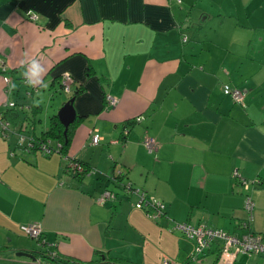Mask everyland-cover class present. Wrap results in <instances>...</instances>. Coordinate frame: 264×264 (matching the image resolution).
I'll return each mask as SVG.
<instances>
[{
	"label": "crops",
	"instance_id": "1",
	"mask_svg": "<svg viewBox=\"0 0 264 264\" xmlns=\"http://www.w3.org/2000/svg\"><path fill=\"white\" fill-rule=\"evenodd\" d=\"M33 59L45 70L35 87L23 76ZM0 60V114L16 110L28 136L49 128L72 95L62 98L61 78H73L81 91L67 152L89 170L72 177L58 154L18 148L19 124L7 136L0 126V264H57L20 251L80 264H264V253L220 262L216 244L191 261L193 242L174 229L187 222L240 236L249 194L248 231L264 247V0H0ZM225 84L243 91L244 107ZM234 172L252 182L249 192ZM119 173L163 202L166 218L116 192ZM105 190L116 200L99 204ZM32 223L41 244L20 231Z\"/></svg>",
	"mask_w": 264,
	"mask_h": 264
},
{
	"label": "built area",
	"instance_id": "2",
	"mask_svg": "<svg viewBox=\"0 0 264 264\" xmlns=\"http://www.w3.org/2000/svg\"><path fill=\"white\" fill-rule=\"evenodd\" d=\"M0 68H4V62L0 60ZM3 81L5 84L9 83L8 77H3ZM73 78L69 74H64L61 78L60 84L61 88L63 89L65 94H71L72 92V86H73ZM222 91L225 95H228L232 97V99L237 102L241 103L243 101L242 93L239 90L230 89L228 86H224L222 88ZM105 101L108 105V107L113 108L117 105L118 101L111 97L106 96ZM10 108L14 107L15 104L10 103L8 104ZM138 121V118H137ZM8 123L1 120L0 117V126L2 129V135L7 136L4 132H6V127ZM101 136L99 133H94L91 138V144L96 145L100 142ZM143 145L146 149V151L149 154L155 153V145L152 139L146 138L143 141ZM57 149L60 147L59 144H56ZM17 147H24L25 151H30L33 147L38 149L39 152H41L43 155H51V153H57L58 151L53 150L50 148L49 144L47 142L42 141H34L33 138L29 137L25 134H20L18 136V143ZM13 154V152H12ZM68 169L71 173L76 175H81L84 172V169L82 166L78 163L72 162V157L70 159ZM234 177L236 180L239 181V183L243 186V188L249 192V189L251 187L250 183L244 178H242L240 175H238L237 172L234 173ZM131 194H136L139 196V206H144L146 209L148 206L153 208L155 210V214L152 216L154 220H156L161 214V212L164 210L165 205L157 200H149L145 198V195L143 192H141L139 189H132L129 186L126 187V191ZM113 194L105 190L100 197H98L97 202L99 204L105 203L107 200H112ZM147 202L150 203L146 204ZM244 210L246 212V218L243 220L240 225L241 227L246 231L241 237H237L234 235H230L222 230L207 228L204 225H188V224H175L174 229L179 231L185 238L193 242L194 249L191 253L190 260L195 261L198 259V257L208 249L210 243L212 242H219L222 245V251L219 254L218 261L223 262V259H228V246H231V250H234V253L236 252L239 254H245V255H251V254H262L264 253V247L261 243V240L259 236L256 234L251 233L248 231L249 225L253 220V213H254V201L251 195L246 194L244 198ZM20 231L28 238L32 240H36L40 244L44 242L43 238V231L39 224H26L20 226ZM54 255V254H53ZM234 256H231L230 258H233ZM164 264H170L168 261H166Z\"/></svg>",
	"mask_w": 264,
	"mask_h": 264
},
{
	"label": "trees",
	"instance_id": "3",
	"mask_svg": "<svg viewBox=\"0 0 264 264\" xmlns=\"http://www.w3.org/2000/svg\"><path fill=\"white\" fill-rule=\"evenodd\" d=\"M224 86H228L230 89H235V90H239L241 93H242V96H243V101L241 102V103H237V102H235L233 99H232V97H230V96H228V95H225L224 93H223V91H222V93L225 95V96H228V97H230L231 99H232V101H233V103L235 104V105H238V106H240V107H244V97H245V94L243 93V91L242 90H240V89H238V88H236V87H232V86H230V85H228V84H225V85H223L222 86V88L224 87ZM81 91V89L80 88H76L74 91L72 90V95L70 96V99L71 98H74L75 99V97L78 95V93ZM69 99V100H70ZM15 107V106H14ZM8 108H10L9 106H8ZM13 108V107H12ZM0 117H1V120L2 121H4V122H6V123H8V125H7V127H6V132H4L6 135H10V133L12 132L13 133V131H12V129H10V124L14 127V128H16V125L17 124H19V128L17 129V133H16V135H17V138H18V136L20 135V134H24L23 133V131H24V129H23V123H21V120H20V117H19V114H18V112L16 111V110H14V109H10V110H8V111H6L3 115H1L0 114ZM29 128H27V129H25V131L26 130H28ZM1 131H2V129H1ZM15 131H16V129H15ZM21 131V132H20ZM26 135V134H25ZM29 137H31V138H33L34 139V141H42V142H47L48 144H49V146H50V148L51 149H53V150H57L58 152L57 153H51V155H54V154H58L62 159H64V163H65V167H64V171H65V173H67L68 175H70V176H72V177H80V176H85V175H87L88 174V172H89V170L88 169H86L84 166H83V164L80 162V161H78V160H72V162H75V163H78V164H80L81 166H82V168L84 169V172H83V174H81V175H76V174H73V173H71L70 172V170L68 169V165H69V162L71 161L70 159H71V157L70 156H68V152H67V150H68V148H69V145H70V138H71V128L69 127L68 128V130H67V133L66 134H64V127L61 125V123H60V121H59V119H58V117L56 116V115H52L51 117H50V119H49V128L45 131V132H43L42 133V135H40V137H34V136H32V135H30ZM17 143H18V140H17ZM56 144H59L60 145V147L57 149V146H56ZM21 149H23V150H25V148L24 147H20ZM27 152H39L38 151V149H36L35 147H33L32 149H30V151H27ZM41 153V152H40ZM42 154V153H41ZM43 155V154H42ZM51 155H43V156H51ZM235 173V172H234ZM234 173L232 174L233 175V178H234V180L235 181H237L236 180V178L234 177ZM118 180H120V181H122V178H123V175L122 174H120V175H118L117 177H116ZM128 186L130 187V188H132V186L130 185V184H128ZM132 189H135V188H132ZM126 191V188H124V192ZM129 194V193H128ZM158 201V200H157ZM161 202V201H160ZM163 203V202H162ZM146 204H149L150 205V203L149 202H147ZM164 204V203H163ZM143 210H144V212L148 215V216H150V218H152V216L155 214V210L153 209V208H151L150 206H148V208L146 209L144 206H142L141 207ZM160 216L155 220V221H158L159 219H161V218H166V214H165V208H164V210L161 212V214H159ZM153 219V218H152ZM175 224H188V225H202V224H191V223H187V222H184V223H175ZM205 227H207V228H211V227H208V226H206V225H204ZM212 229H214V228H212ZM217 230H221V229H217ZM223 231V230H222ZM225 232V231H224ZM226 233H228V232H226ZM244 233H246V231L244 232ZM243 233V234H244ZM229 234V233H228ZM242 234V235H243ZM230 235H233V234H230ZM242 235H240V236H238V235H235L234 234V236H237V237H241ZM216 244V245H215ZM213 245H215V246H217V248H216V250H217V255H216V257H218L219 256V254L221 253V251H222V245H221V243H219V242H212V243H210V245H209V247H208V249H206V251H204V253L205 252H207L208 250H211V248H212V246ZM3 252V250L2 249H0V253H2ZM31 254L33 255V257H34V259H43V258H50L53 262L52 263H61V264H80V263H78V262H76V261H74V260H68V259H60L59 257H57L55 254L53 255H48L47 253H45V252H42V251H39V252H36V251H33V252H31ZM48 258V259H49ZM190 260V259H189ZM192 261V260H191ZM117 263L118 264H133V263H131V262H128V261H125V260H120V259H118L117 260Z\"/></svg>",
	"mask_w": 264,
	"mask_h": 264
},
{
	"label": "water",
	"instance_id": "4",
	"mask_svg": "<svg viewBox=\"0 0 264 264\" xmlns=\"http://www.w3.org/2000/svg\"><path fill=\"white\" fill-rule=\"evenodd\" d=\"M73 102H74V98H71L70 100H68L61 108L60 110L57 112V117L61 123V125L64 127V134L67 133V130L69 128V126L75 121L76 119V112L73 108ZM120 175V173L118 174ZM117 175V176H118ZM117 179V178H116ZM120 186L117 184V186L119 187V189L124 190V188H126L128 186V184L125 183H120ZM111 194H113V199L112 200H116L117 194L115 192L109 191ZM18 257H27L29 259H34L33 255L30 253H27L25 251H20L16 254ZM219 258V256L217 257V259Z\"/></svg>",
	"mask_w": 264,
	"mask_h": 264
},
{
	"label": "clouds",
	"instance_id": "5",
	"mask_svg": "<svg viewBox=\"0 0 264 264\" xmlns=\"http://www.w3.org/2000/svg\"><path fill=\"white\" fill-rule=\"evenodd\" d=\"M22 65L24 62H21ZM44 68L41 64L33 59L27 63V70L23 73V76L27 78V84L35 87L36 84L41 82V78L44 75Z\"/></svg>",
	"mask_w": 264,
	"mask_h": 264
},
{
	"label": "rangeland",
	"instance_id": "6",
	"mask_svg": "<svg viewBox=\"0 0 264 264\" xmlns=\"http://www.w3.org/2000/svg\"><path fill=\"white\" fill-rule=\"evenodd\" d=\"M61 96H62V98L64 97H66V94H61ZM51 110V108H48V107H46V110H44V113L46 114L47 112L46 111H50ZM57 113V112H56ZM40 118H41V116H40ZM43 118V117H42ZM119 188H117V190H116V192H119V190H118ZM34 241V240H33ZM228 257L230 258L231 256H234L233 258H230L231 259V261H234L235 259H236V257L237 256H239L240 254L239 253H237L236 254V252L234 253V250H231V246H228Z\"/></svg>",
	"mask_w": 264,
	"mask_h": 264
}]
</instances>
